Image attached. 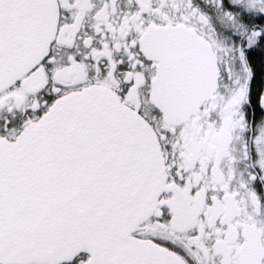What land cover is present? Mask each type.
Listing matches in <instances>:
<instances>
[{
  "label": "snow or ice",
  "instance_id": "6c2138e0",
  "mask_svg": "<svg viewBox=\"0 0 264 264\" xmlns=\"http://www.w3.org/2000/svg\"><path fill=\"white\" fill-rule=\"evenodd\" d=\"M0 264H264V0H0Z\"/></svg>",
  "mask_w": 264,
  "mask_h": 264
}]
</instances>
